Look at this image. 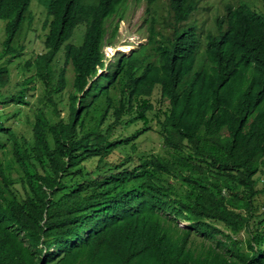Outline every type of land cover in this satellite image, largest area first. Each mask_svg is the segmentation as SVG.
Returning a JSON list of instances; mask_svg holds the SVG:
<instances>
[{"label": "trees", "instance_id": "trees-1", "mask_svg": "<svg viewBox=\"0 0 264 264\" xmlns=\"http://www.w3.org/2000/svg\"><path fill=\"white\" fill-rule=\"evenodd\" d=\"M145 1L157 21L163 0ZM165 1L173 33L95 81L129 0H37L44 52L24 64L32 0H0V264H264V9L228 4L201 31L199 0ZM11 106L26 131L7 126ZM155 110L167 156L135 159Z\"/></svg>", "mask_w": 264, "mask_h": 264}, {"label": "rangeland", "instance_id": "rangeland-1", "mask_svg": "<svg viewBox=\"0 0 264 264\" xmlns=\"http://www.w3.org/2000/svg\"><path fill=\"white\" fill-rule=\"evenodd\" d=\"M241 0H199L200 12L198 13L196 19L201 21L202 26L213 28L214 27V18L217 15L224 16L225 15V5L233 4L234 6L239 5ZM253 3L254 9H264V0H248ZM32 10L34 9L35 21L33 23L32 28L26 29V32H29L27 37H23L21 43L26 46V50L24 52L22 64L25 61L34 59L37 55H40L44 52V38L46 34V30L43 28V25L46 21V15H44L43 7L37 4V0H32L31 4ZM206 8H210V11H206ZM148 6L143 1L138 2L137 0H129L127 6L123 7L120 16H116L107 24L108 34H107V47L103 49V57L105 59V68L100 74L96 77L98 78L109 75L111 66L118 62L119 56L125 54L127 56H131L132 52L139 50L142 46L147 45L149 42V36L151 33H156V37L161 39L162 35L172 34L173 29L169 26L172 23V18L166 10V4L161 1L157 5L153 7L156 12L157 21H152V17L147 15ZM4 23L0 21V41L3 39L4 35ZM118 27L116 36L113 37L114 31ZM128 46L130 48L129 51H125V47ZM1 48V46H0ZM112 64V65H111ZM72 79L73 72L68 69L67 71V81L68 88L67 91H64L62 95H59L56 100L59 104V111L62 113V116L68 114L69 108V93L72 91ZM24 80V76L22 75L20 68L18 66H12L11 72V81L9 86L6 88L5 93L8 96H11L12 93L16 91L18 86ZM160 101H161V92L157 90L153 97V103L160 109ZM36 107L39 104L38 99L32 100V102ZM167 104H164L163 109H167ZM17 112L16 108L11 106L8 107L5 111L7 115V120L5 121L7 126L11 128H15L19 132H24L27 130V126L23 125L21 119L15 116ZM155 114H159L158 111H154L150 114L149 118L152 119L150 124L149 131L145 132L140 136V138L136 141L137 150L129 151L131 155L137 159L140 155L143 154H160L162 156H167V152L165 151L163 140L159 134V125ZM114 119H110L108 121V125L112 124ZM144 127V124L141 122H137L135 124L125 126L122 125L116 131L115 138H126L131 136L136 130ZM118 156H115V159ZM259 180V189L264 188V167L261 168V172L257 176ZM21 190V187H19ZM182 227L186 226V224L181 225ZM245 235V234H244ZM241 235L240 237L244 236Z\"/></svg>", "mask_w": 264, "mask_h": 264}, {"label": "clouds", "instance_id": "clouds-1", "mask_svg": "<svg viewBox=\"0 0 264 264\" xmlns=\"http://www.w3.org/2000/svg\"><path fill=\"white\" fill-rule=\"evenodd\" d=\"M138 2H141V1H143L144 3H146L147 4V6H148V3L145 1V0H137ZM244 1H248V0H241L240 1V4L242 3V2H244ZM163 2L166 4V1L165 0H163ZM248 2H250V1H248ZM252 3V2H251ZM157 4V3H156ZM156 4H154L153 6H151V9L152 10H154L153 9V7L156 5ZM199 5V4H198ZM228 4H226L225 5V7L227 6ZM233 5V4H232ZM251 5H253V3L251 4ZM236 6H239V5H236ZM199 10H198V12L197 13H195V17H197V15H198V13L200 12V7L198 8ZM166 10H167V12H168V6H167V4H166ZM206 11H210V8H206L205 9ZM258 11H261L262 9H257ZM147 11H148V9H147ZM147 13V12H146ZM153 13H154V15H155V17H156V12L155 11H153ZM148 15V14H147ZM225 15H226V8H225ZM149 17H153V16H151V15H148ZM193 16V17H194ZM193 17H192V19L190 20V22H189V24H193ZM198 20V19H197ZM198 23H199V29L201 30V31H203V30H206V29H209L208 27H204V26H202V23H201V21H199L198 20ZM105 47H107V46H105ZM104 47V48H105ZM104 54V53H103ZM122 55H125V54H122Z\"/></svg>", "mask_w": 264, "mask_h": 264}, {"label": "bare ground", "instance_id": "bare-ground-1", "mask_svg": "<svg viewBox=\"0 0 264 264\" xmlns=\"http://www.w3.org/2000/svg\"><path fill=\"white\" fill-rule=\"evenodd\" d=\"M125 48H126L125 51H129L130 50V48L128 46H126Z\"/></svg>", "mask_w": 264, "mask_h": 264}]
</instances>
